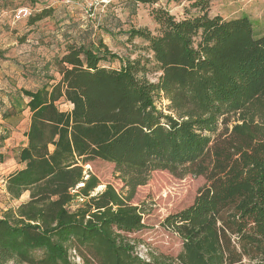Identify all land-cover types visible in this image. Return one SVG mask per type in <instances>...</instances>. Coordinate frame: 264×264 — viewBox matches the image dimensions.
<instances>
[{
  "label": "trees",
  "instance_id": "1",
  "mask_svg": "<svg viewBox=\"0 0 264 264\" xmlns=\"http://www.w3.org/2000/svg\"><path fill=\"white\" fill-rule=\"evenodd\" d=\"M130 1L152 7L155 32L127 33L148 57L64 35L50 64L59 79L0 100L3 121L30 113L24 168L6 181L12 199L30 200L0 218V264L264 263V35L246 16L211 17L210 0H192L182 18L159 0ZM52 11L29 12L28 25ZM229 118L237 124L222 132ZM94 160L115 166L127 196L111 185L94 194L100 181L84 170ZM154 171L207 179L191 206L161 223L182 243L177 256L142 258L132 237L145 224L131 200Z\"/></svg>",
  "mask_w": 264,
  "mask_h": 264
},
{
  "label": "rangeland",
  "instance_id": "2",
  "mask_svg": "<svg viewBox=\"0 0 264 264\" xmlns=\"http://www.w3.org/2000/svg\"><path fill=\"white\" fill-rule=\"evenodd\" d=\"M210 1L211 17L222 16L229 20L246 16L251 20L255 34L264 35V0ZM191 2L159 0L158 5L182 18ZM89 8L80 0H0V100L4 104L9 102L8 95L16 94L20 89L41 88L48 76L59 79L50 64L55 56L62 55L65 50V44H62L64 35L86 39L88 45L94 43V46H98L102 42L113 54L123 58L136 59L140 55L148 57V53L142 50L143 41L136 39L130 45L127 33L132 29L155 32L157 27L151 17V6H137L130 0H110L96 6L94 10ZM21 9L32 11L33 14L52 9L53 13L30 27L29 17L19 15ZM109 66L119 69L121 63L114 60ZM156 78L157 75L150 76L154 82ZM156 105L167 112L169 102L161 98ZM58 106L62 111L71 109L70 105L64 103ZM236 121V118H229L222 132H225L226 127L231 130L237 124ZM29 125L28 111L18 121H3L0 114V218L8 210H15L30 200V192L24 193L19 199H12L6 191L8 177L24 168L19 160V152L27 145L25 134ZM84 170L100 181L94 194L111 185L118 193L127 196L128 189L113 164L94 160L84 166ZM206 185L207 179L203 176H175L167 171H154L146 185L137 188L131 205L139 207L143 213L145 229L132 237L141 241L137 252L142 258H146L148 252L152 251L171 256L179 254L181 241L165 231L161 223L168 216L191 206L198 192ZM79 204V201H75L71 209H77Z\"/></svg>",
  "mask_w": 264,
  "mask_h": 264
},
{
  "label": "built area",
  "instance_id": "3",
  "mask_svg": "<svg viewBox=\"0 0 264 264\" xmlns=\"http://www.w3.org/2000/svg\"><path fill=\"white\" fill-rule=\"evenodd\" d=\"M84 5L90 7L89 9H95L96 6H99L100 4H104V3H107L109 2L110 0H80ZM70 2V1H69ZM29 14V11L28 10H21L19 12V15H25V16H28ZM76 263L77 264H80V259L77 258L75 259Z\"/></svg>",
  "mask_w": 264,
  "mask_h": 264
},
{
  "label": "water",
  "instance_id": "4",
  "mask_svg": "<svg viewBox=\"0 0 264 264\" xmlns=\"http://www.w3.org/2000/svg\"><path fill=\"white\" fill-rule=\"evenodd\" d=\"M99 193V192H98Z\"/></svg>",
  "mask_w": 264,
  "mask_h": 264
}]
</instances>
